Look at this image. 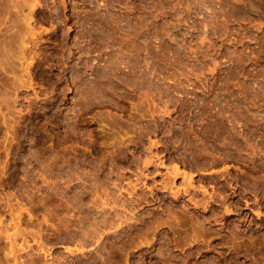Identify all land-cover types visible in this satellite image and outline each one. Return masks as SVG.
<instances>
[{"label": "rangeland", "instance_id": "rangeland-1", "mask_svg": "<svg viewBox=\"0 0 264 264\" xmlns=\"http://www.w3.org/2000/svg\"><path fill=\"white\" fill-rule=\"evenodd\" d=\"M37 1L0 28V264H264V0Z\"/></svg>", "mask_w": 264, "mask_h": 264}, {"label": "bare ground", "instance_id": "bare-ground-1", "mask_svg": "<svg viewBox=\"0 0 264 264\" xmlns=\"http://www.w3.org/2000/svg\"><path fill=\"white\" fill-rule=\"evenodd\" d=\"M34 1L37 3H35ZM28 2L29 1H27V0H0V28H2V26L5 27L7 25V23H9V20L10 21L14 20L12 17L17 18L19 13L22 12L23 7L27 6L30 9L29 11H31L32 3H34L36 6L38 4L37 0H32V3H30L31 2L30 1L29 2L30 5ZM29 14H32V13H29ZM6 15H8V17ZM30 18L31 17H29V15H27L26 17H24V21L28 22V20H30ZM26 24H29V23H26ZM22 46H24V45H22ZM6 48H3L2 50H0V53L1 52L2 53L7 52L9 50V47L7 50H6ZM176 175H177V173H176Z\"/></svg>", "mask_w": 264, "mask_h": 264}]
</instances>
